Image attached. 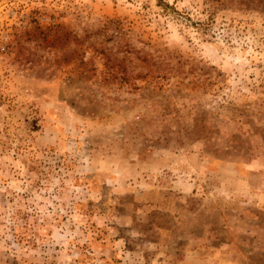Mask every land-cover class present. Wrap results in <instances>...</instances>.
I'll return each instance as SVG.
<instances>
[{
    "label": "rangeland",
    "instance_id": "1",
    "mask_svg": "<svg viewBox=\"0 0 264 264\" xmlns=\"http://www.w3.org/2000/svg\"><path fill=\"white\" fill-rule=\"evenodd\" d=\"M0 264H264V0H0Z\"/></svg>",
    "mask_w": 264,
    "mask_h": 264
},
{
    "label": "trees",
    "instance_id": "2",
    "mask_svg": "<svg viewBox=\"0 0 264 264\" xmlns=\"http://www.w3.org/2000/svg\"><path fill=\"white\" fill-rule=\"evenodd\" d=\"M160 2V1H159ZM166 6V5H165Z\"/></svg>",
    "mask_w": 264,
    "mask_h": 264
}]
</instances>
